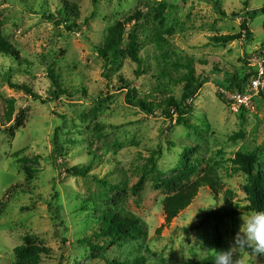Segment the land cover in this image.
Returning <instances> with one entry per match:
<instances>
[{"label": "rangeland", "instance_id": "rangeland-1", "mask_svg": "<svg viewBox=\"0 0 264 264\" xmlns=\"http://www.w3.org/2000/svg\"><path fill=\"white\" fill-rule=\"evenodd\" d=\"M64 1L0 0V23L14 49L0 54V201L5 203L0 264L14 262L13 248L26 236L50 249L39 264H112L106 259L134 264L138 257L146 264H184L227 250L252 211L239 209L223 219L219 244L214 221L203 215L213 207L247 204L246 178L234 158L259 147L257 164L264 166V90L240 108L219 91L232 75L249 72L251 56L264 52V0H68L79 7L76 17L64 10ZM137 10L143 15L137 29L143 72L124 57L104 66L96 47L105 27ZM70 23L72 30L66 27ZM161 32L165 54L154 42ZM233 33L239 37L232 41L212 39ZM185 59L192 60L196 76L206 78L183 114L188 126L177 121L176 112L170 117L159 106L148 112L137 102V97L151 103L170 96L179 100L187 70L174 65ZM49 71L62 90L56 96ZM6 73L31 93L10 86ZM7 99L14 105L9 121ZM241 111L243 133L232 138ZM24 157L35 169L32 177L19 160ZM186 163L196 165L194 176L216 173L220 190L214 195L201 187L163 226L162 201L169 188L162 183L184 173ZM74 166L89 171L68 174ZM142 175L135 194L133 185ZM106 207L137 215L145 232L96 237V219ZM84 236L95 247L81 242ZM233 252L234 264H264V255L254 256L251 249Z\"/></svg>", "mask_w": 264, "mask_h": 264}, {"label": "trees", "instance_id": "trees-1", "mask_svg": "<svg viewBox=\"0 0 264 264\" xmlns=\"http://www.w3.org/2000/svg\"><path fill=\"white\" fill-rule=\"evenodd\" d=\"M246 2V1H245ZM64 10L68 12V15H74L75 17L79 14V7L68 0L64 1ZM62 16V13H60ZM94 16L91 14L85 19L88 21ZM142 13L137 10L123 19H118L113 21L111 24H108L105 27L103 38L101 43L96 47L98 56L102 59L104 66H110L117 62L121 57L129 58L132 62L136 64V72H143L142 69V57L140 55V44L138 38L137 29L141 26ZM127 24H130L127 30ZM66 27L72 30L75 26L73 23L66 25ZM242 27L245 32H248L247 29V20L243 19ZM126 33V37H125ZM239 37V34H225L212 37L216 43H225L227 41H232L235 38ZM154 39V37H153ZM165 37L161 33H157L155 37V44L158 46L159 51L162 54L167 53L165 47L161 44ZM9 52H14L12 43L5 37L2 25L0 23V54H9ZM183 66L186 68V73L182 75V80L184 85L182 87V94L179 100H176L173 96L166 97L159 103H151L137 97V102L141 108L147 110L148 112L154 111L156 107H162L168 116H172V113H177V121L188 126L184 121L183 114L187 113L190 110L191 104L189 100L195 95L196 91L201 87L202 83L205 82V76L195 75L192 60L185 59L183 63H177L174 65L175 68ZM247 69V68H245ZM53 72L49 71L48 75L51 77L53 84L55 85L53 94L56 96L59 94V86L55 83ZM249 72H242L240 75H232L231 81L226 85L228 88H237L242 89L243 82L249 76ZM4 80L8 84L15 88L24 89L26 92L31 93L30 89L25 84H15L12 83L9 79L8 73L4 76ZM126 84L127 81L120 79ZM132 96H136L134 88H130ZM219 99L221 96L218 94ZM223 99V98H222ZM8 100V108L6 109L4 116L7 121L10 120L12 111H13V99ZM243 110V108L241 109ZM240 117V127L237 132L232 135V138H237L243 133V125L245 123V116L243 111L239 114ZM12 126H10L11 128ZM258 148L254 147L249 151H238L234 162L236 163V170L243 171L246 183L244 187L245 199L247 201L246 205L243 207H213L207 210L203 218L212 219L214 221V237L216 243H220V235L218 232V224L223 221L225 218H233L239 213V209L245 210H257L264 211V166L257 164L258 160ZM25 164V171L28 177H32L35 169L31 165H26L31 160L27 157L19 159ZM33 164V162L31 163ZM196 165L193 163H186V171L180 173L171 178L164 180L162 184H165L168 187V191L165 194V197L162 201V210L164 213V225L169 224L174 217H176L181 211H183L195 198L199 189L203 186H208L211 192L214 195H217L220 190V183L218 177L213 173V171L200 173L194 176L193 173ZM89 171L88 166H74L66 170L68 174L71 175H87ZM146 175H142L137 182L133 185V190L135 194L142 187ZM104 182V181H103ZM157 183V182H156ZM172 190L170 191V189ZM231 195V192L226 190L225 196L228 198ZM5 207V203L0 201V215ZM161 227H159L160 229ZM144 224L141 219L127 211L123 208H104L96 219V227L93 229V234L96 237H111V238H120V237H133L139 234H143ZM81 242L85 241L90 244L91 247L95 245L90 242V238L84 236L80 239ZM15 260L12 264H39L40 257L43 253H49L50 249L44 245H40L34 239H30L28 236L25 237L22 244L17 245L13 248ZM215 254L203 256L201 258H189L184 264H213ZM107 262L112 264H123L119 261L106 259ZM58 264H61L60 262ZM134 264H146L144 257H138L135 260Z\"/></svg>", "mask_w": 264, "mask_h": 264}, {"label": "clouds", "instance_id": "clouds-1", "mask_svg": "<svg viewBox=\"0 0 264 264\" xmlns=\"http://www.w3.org/2000/svg\"><path fill=\"white\" fill-rule=\"evenodd\" d=\"M242 221L234 244L225 251H217L213 264H234V248L251 249L254 256L264 255V211L253 210Z\"/></svg>", "mask_w": 264, "mask_h": 264}, {"label": "built area", "instance_id": "built-area-1", "mask_svg": "<svg viewBox=\"0 0 264 264\" xmlns=\"http://www.w3.org/2000/svg\"><path fill=\"white\" fill-rule=\"evenodd\" d=\"M249 76L242 84V89L220 87L221 96L234 108L247 107L255 94L264 90V52L249 58Z\"/></svg>", "mask_w": 264, "mask_h": 264}]
</instances>
